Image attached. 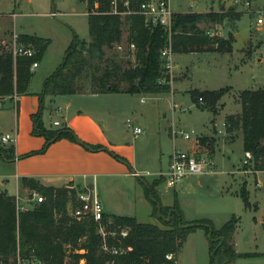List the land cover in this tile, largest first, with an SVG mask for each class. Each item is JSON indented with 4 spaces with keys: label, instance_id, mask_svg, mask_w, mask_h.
Returning a JSON list of instances; mask_svg holds the SVG:
<instances>
[{
    "label": "trees",
    "instance_id": "obj_1",
    "mask_svg": "<svg viewBox=\"0 0 264 264\" xmlns=\"http://www.w3.org/2000/svg\"><path fill=\"white\" fill-rule=\"evenodd\" d=\"M88 34L89 40H79L74 32L73 39L65 50L60 64L47 76L42 83L39 106L31 114L32 131L35 136H43L44 146L39 151L44 152L53 142L61 138H69L84 147L93 148L82 142L65 124L56 127H46L42 120L45 97L58 94L76 93H142L160 94L169 92L170 74L164 66L161 50L169 48L172 54L217 51L229 53L233 50L230 37L224 38L210 35L200 27L201 23H221L225 18L238 20L241 13L229 7L226 12L218 11H187L174 12L171 29L160 26H147L141 15L132 14L120 16L110 13L106 2H101L98 9L94 8L93 0H88ZM126 30V49L129 54V44L135 45L134 62L127 60L124 66L115 56L106 55L107 49L116 47L122 40ZM17 43L31 46L32 56L15 55L11 46H5L0 41V99L13 95L27 94L33 77L31 65L39 62L45 53L49 39L30 34H19ZM118 52V51H117ZM126 52V54H128ZM121 55V54H120ZM86 77L88 84L79 83L80 77ZM225 87L217 90L191 92L192 99H205L214 111V106L223 95ZM241 113L238 116L229 114L224 118L225 130L232 133L236 129L242 132L243 151H249L253 157V169L264 170V88L244 89L239 94ZM207 149L213 148L211 139L198 141ZM11 156L0 157L11 160L15 157V146L9 143ZM34 151L25 154L30 155ZM160 180L146 183L145 195L152 204V214L157 216L158 204L162 217L158 219L164 225L138 222L135 217L109 215L103 216L102 223L107 232L106 239L110 243L127 247L122 255H111L101 250L102 236L98 232V223L90 215L77 217L74 208L77 205L76 191L68 186H45L32 177H22L21 184L43 195L44 200L26 210L17 209L15 196L6 191H0V256H9L19 249L26 255L35 253L48 264H77L81 258L86 264H106L112 259L115 264H176L166 258L168 253L175 257L180 252L189 232L201 227L216 241H209L211 251L220 242L215 254L218 264H233L241 254L236 253L233 244V234L238 221L232 216L219 228L210 219L202 218L196 221H184L181 211L175 202L173 207L163 206L155 186ZM245 205L247 198L242 193ZM170 221H166L170 209ZM180 217V218H179ZM182 224L199 223L198 225L180 228ZM121 228L128 229V234L122 237ZM115 232V235H112ZM83 251V252H81ZM251 255L253 253H242ZM264 254V253H259ZM210 264L214 259L210 257Z\"/></svg>",
    "mask_w": 264,
    "mask_h": 264
},
{
    "label": "rangeland",
    "instance_id": "obj_2",
    "mask_svg": "<svg viewBox=\"0 0 264 264\" xmlns=\"http://www.w3.org/2000/svg\"><path fill=\"white\" fill-rule=\"evenodd\" d=\"M87 3V0H0V39L9 40L13 32L38 35L49 39L43 58L39 62L40 67L34 74L38 82L40 73L60 64L66 48L73 39L74 32L78 35L79 40L86 42L89 40ZM170 6L175 12H226L229 7H233L235 11L241 13L237 21L225 18L221 23L200 24L204 30H209V33L215 32L214 35L219 37H232L233 51L231 53L200 52L175 55L172 58L173 72L170 70L169 73L172 90L156 95L126 93L128 96L125 97H128L131 103L128 108L119 113L116 112L114 105L117 101L116 97L120 96L115 93L101 94L97 98H93L88 93L78 94L73 96L72 110L85 109L87 112L100 114L106 119L112 118L121 134L129 133L125 124L127 117L133 120L137 116L138 120L143 121L138 116L142 112L149 121L152 118L151 125L156 126V130H151L148 136L149 140L146 144L148 154L143 150L142 145L136 146L138 163H142L136 167L138 169L146 165L156 167L155 155L157 152L160 153L161 148L155 141L153 132L158 129L163 132L169 123L188 132L194 131L191 133V138L187 140L193 142V147L190 149L205 152L211 156L212 149H207L198 141L203 138L215 141L219 137V146L212 156L214 164L212 171L196 177L192 176L190 180L199 181V184L194 183L195 187L184 188L183 191L176 190L175 192L179 195L177 199L181 200L182 207L188 215H194L189 219L209 218L214 221V226H217V224H224V221L229 220L232 216L236 217L238 223L235 229L237 241L235 251L241 255L234 260L233 264H264V254H259L264 253V170L256 172L253 169V163L244 164V151L242 138L239 137V129L228 136L225 135L223 124V117L227 114L240 115L239 94L242 90L264 88V26L260 28L255 25L256 16L246 10L242 4L234 5V0H170ZM125 42L126 30H124L119 43L122 44L123 51L117 52L116 47L106 50V55L115 56L124 66L127 64V60L133 61V55L129 54ZM186 67L191 70L190 78L172 79L174 73L177 74L185 70ZM78 81L81 84H88L89 80L82 76ZM191 86L208 89L225 87L223 95L214 106L215 112L210 111L211 106L204 102L205 99L202 102L199 98L192 99L191 92L193 90L189 91ZM15 96L7 97V99H14ZM141 97L145 99V102H140ZM60 104L61 107L64 106L58 100L51 105L58 107ZM1 105L2 102H0V108ZM209 115L215 116V119H211L216 124L213 136L205 135L206 131L212 127V122L208 119ZM57 118L59 117L55 112L48 116V110L44 111L43 121L46 124L56 127L53 121ZM10 125L9 115L7 116L0 110V134L10 133L13 136L14 133L7 132ZM140 127L143 129L142 126ZM214 134H217V137ZM178 136L180 139L181 135ZM224 141L228 142L224 143ZM14 144L16 143L14 142ZM39 150L22 157L26 161L27 167H35L45 159L38 155L46 150L44 152ZM0 153L3 156H11L9 143L0 142ZM145 153L148 157H145ZM166 154V150H164L162 155ZM159 156L161 157V154ZM114 159L117 160L116 157ZM167 159L166 156L165 159L163 158L165 170ZM152 170L150 167L149 171ZM16 172V164L0 159V191L5 190L9 195L15 196L20 204L32 207L34 205L33 193L29 188L22 186L21 178L16 177ZM153 177L155 176L152 174L147 175L141 178V182L145 184L146 179L148 183H151L149 181ZM108 184L110 183H106L103 179L99 181L100 198L118 208V203L122 202L119 189L122 190L124 184L132 189V184L120 177H115L114 188L107 186ZM158 185H160L158 189L166 191L165 198L169 197L168 200H171L174 197L173 188L166 187L162 181ZM177 185L174 189L177 188ZM66 186L73 188L76 191V196L78 192L92 189L90 182L82 179H74ZM241 192L245 194L248 205H245ZM148 202L152 206L149 200ZM118 209L121 212H127ZM149 217L160 227H164L158 219V214L157 216L151 214ZM195 230L202 232L203 228L198 227ZM181 251H183L185 264H205V253L202 251L200 238L195 234L187 237ZM242 253L253 254L244 255Z\"/></svg>",
    "mask_w": 264,
    "mask_h": 264
},
{
    "label": "crops",
    "instance_id": "obj_3",
    "mask_svg": "<svg viewBox=\"0 0 264 264\" xmlns=\"http://www.w3.org/2000/svg\"><path fill=\"white\" fill-rule=\"evenodd\" d=\"M19 34H24V33L13 32V34L11 35L12 37L9 40L0 39V41L5 46H11V48H13V46L15 45H20V43H17V36ZM209 34L212 36L215 34V32ZM204 52L217 53V51H204ZM189 53H200V52H189ZM218 53H222V52H218ZM177 54H181V53L172 54V58L175 57V55ZM39 62L37 66L32 69L33 77L30 82L29 91L27 94L16 95L14 99L12 98L7 99V97L0 99V102H2L1 105L2 107L0 108V110L5 112L7 116L9 115L11 119V125L8 127L7 132L14 133L15 143H16L14 144L15 146L14 159L4 160L1 157L0 159L8 163L16 164V169H17L16 177L18 178L32 177L45 186H56V187L66 186L70 181L74 179H78V180L82 179L88 181L90 182V186H92V190H94L99 200L101 201L105 214L130 216V217H135L138 222L157 224L149 217L152 214V206L148 202L147 200L148 198L145 195L144 186L146 184L141 182V178H144L145 176L152 174L155 177H153V179L150 180L149 182L158 180L157 174L165 170L163 168V158L165 159V156L166 158H168L166 163V169H167L171 153L175 149H190L191 147H193V142L184 140L181 137L179 139L178 135L176 136L173 135L172 127L175 125L174 124L170 125L169 123L167 125V128H165L163 132H161L159 129L153 132V134H155V141L161 148V150H159L160 153L157 152L155 155L156 167L146 165L143 168L138 169L136 167H138V165L142 163H138L136 146L138 144L142 145L143 150L148 154V147L146 145L149 140L148 136L151 130L152 131L153 129L156 130V126L153 127V125H151L153 121L152 118L151 121H149L148 118L144 116L142 112L138 116H140V118L143 121L138 120L137 116H135L133 120L127 117L125 124L128 128L129 133L121 134L120 131L117 130L115 122L112 118L106 119L100 114L99 115L93 114L91 112L85 111V109L72 110L73 96H76L78 94L85 95L87 93L58 94L54 96L45 97L44 111L48 110V116L50 115V113L55 112L59 117L57 118V120L61 124H65L70 130L73 131V133H75V135L82 142L90 146H93V148L84 147L83 145L74 142L69 138H61L53 142L46 149L44 153L38 155L45 158L43 159V161H41L35 167H27V165H25L26 161L23 160L22 157H24V155L27 153H30L37 149H42L45 143V139L43 136H35L31 134L32 131L31 114L35 113L39 106V98L37 94L41 90L43 80L47 76H49L59 65L56 64L55 68H50L49 70H45L44 73H40L37 82V79H35L34 74L35 71L40 67ZM173 66L174 64H172V70H173ZM190 71H191L190 68L186 67L185 70L180 71L177 74L174 73V77L172 79L174 80L176 78H185V77L190 78L189 76ZM170 86H171V82H170ZM194 89L217 90V89H208V88L191 86L189 88V91ZM171 90H172V86H171ZM101 94H106V93H97V94L88 93V95L92 96L93 98H97ZM115 94L120 96V97H116L117 101L115 102L114 105L116 112L119 113L120 111L128 108L131 101H129L128 97H125L128 96L126 93H115ZM57 100L62 102L64 106L61 107L60 104L58 105V107L57 106L54 107L53 105H51L54 101ZM140 102L142 103L145 102V99L141 97ZM44 111L42 114V120L44 117ZM134 111H135V107H134ZM108 113L111 112L108 111ZM131 113H133V111H131ZM213 118L215 119V116L212 115L208 116L209 120ZM224 118L225 117H223V122H224ZM128 121H130L131 125H128ZM211 122H212V127L210 128V130L206 131V133L204 132L205 135L207 136H213V130L214 127H216L214 121L211 120ZM43 123L48 128L52 127L51 125L46 124L44 121ZM132 125L142 126L143 129L141 133H139L138 135H134L132 131ZM224 129H225V125H224ZM232 133H227L225 130V135L231 136ZM214 135L217 137V134ZM239 137L242 138V132L240 129H239ZM226 142L228 141H224V143ZM213 143L214 144L212 148V156L215 154L214 152L215 149L219 146V137H217L216 140L213 141ZM162 149L163 151L166 150L167 154L165 156L162 155L163 153ZM146 153H145V157H148ZM160 154L161 157L159 156ZM115 157L117 158V160L114 159ZM148 167L149 168L151 167L153 170L149 171ZM134 173L138 174V176L135 175ZM192 176L196 177L197 175H191L189 177H186L183 180H181L179 183H177L178 185L176 184L177 188L174 189L176 186L173 188L174 197L171 200H168L169 197L165 198L166 191L160 188L158 189L160 185L155 186L161 204L166 207H173L175 205V202H177V205L181 211L183 219L186 221H194L203 218L202 217L196 219H189L190 216L194 217V215H188L186 213V210L182 207L181 200L177 199L179 198V195L177 194V192H175L176 190L183 191L184 188L195 187V184H199V181L193 182V180H190ZM115 177H120V179L129 181L132 184L131 185L132 189L128 188L126 184H124L125 186L123 187L121 186L122 190L119 189V192L121 193V194L119 193L120 198L122 199V202L125 201V203H122L120 201L118 203V208L123 209L122 211H127V212L119 211V209L116 206L111 205L106 200L103 201L100 198L99 181L103 179L106 183H110L107 186L114 188L113 181L115 180ZM147 182L148 181L145 179V183ZM123 190H125L126 192ZM210 220L215 225L214 221L212 219ZM221 225L217 224V226L215 227L219 228ZM192 234H195L196 236H198V238H200V243L202 244V251H204V253L206 254V256L204 254L205 264H210L209 241L207 239V235L205 234L204 229L202 230V232H198L197 230L189 232L185 240H187V237L189 238V236H191ZM236 243L237 241L235 239V231H234L233 234L234 249ZM182 254L183 251L180 250V252L176 256V262H177L176 264H185V258L183 257Z\"/></svg>",
    "mask_w": 264,
    "mask_h": 264
},
{
    "label": "built area",
    "instance_id": "obj_4",
    "mask_svg": "<svg viewBox=\"0 0 264 264\" xmlns=\"http://www.w3.org/2000/svg\"><path fill=\"white\" fill-rule=\"evenodd\" d=\"M88 1V0H87ZM101 2H106L109 6L110 13L118 14L120 16L137 14L143 17L144 23L147 26H160L165 30L171 29L172 15L174 11L170 6V0H93L94 8L98 9ZM242 4L243 7L254 14L255 25L258 27L264 26V0L256 2L255 0H234V5ZM118 52L123 51L122 44L116 46ZM129 50L133 55L135 50V45L133 43L129 44ZM13 52L16 55H26L32 56L34 54L33 48L26 45H15L13 47ZM161 57L164 60V66L172 70V53L169 48H163L161 50ZM132 62L135 64L134 56ZM37 62H33L31 69L37 66ZM202 102V98H199ZM53 124L58 126L61 123L58 120H54ZM128 125H131L128 121ZM132 131L134 135L141 133L142 129L139 126L132 125ZM183 128L172 127L173 135H181L185 140L191 138V133ZM0 142L10 143L15 142V135L10 133H4L0 135ZM253 157L251 152H244V164L253 163ZM213 158L210 154L205 152H198L194 149H175L169 159L167 169L163 172L157 174V178L161 180L166 187L174 188L177 183L186 177L191 175H200L203 173L211 172L213 167ZM258 172V171H256ZM32 200L34 203H38L44 200L43 195L36 191H32ZM77 205L74 208V215L77 217H82L84 215H90L93 220L98 223V232L102 236L101 250L103 252L110 253L111 255L118 256L122 255L128 250H131L130 246L123 247L117 244L110 243L107 239V232L104 229V224L102 223L104 216V208L99 200L97 194L94 190H84L78 192L76 196ZM30 207L20 204L17 200V209L26 210ZM119 234L122 237L127 236L128 229L121 228ZM115 235V232H112ZM83 252V251H81ZM166 258L176 262V257L173 253H168ZM0 264H48L45 260L37 256L35 253L30 252L26 255L20 253L19 249H16L15 253L9 256H0ZM64 264H73L70 262H65ZM77 264H86L85 259L81 258ZM106 264H115V260L112 259Z\"/></svg>",
    "mask_w": 264,
    "mask_h": 264
},
{
    "label": "water",
    "instance_id": "obj_5",
    "mask_svg": "<svg viewBox=\"0 0 264 264\" xmlns=\"http://www.w3.org/2000/svg\"><path fill=\"white\" fill-rule=\"evenodd\" d=\"M135 175H137L138 176V174H136V173H134ZM146 184V183H145ZM172 212H176V209H170L169 210V212H168V215H167V217H164V219L166 220V221H170V219H171V216H172ZM157 214H158V216L159 217H162V215H161V213H160V205L158 204V210H157ZM180 218V217H179ZM199 223H188V224H182V222H179V226H180V228H186V227H189V226H193V225H198ZM208 240L209 241H216L217 239H213L212 238V236H211V230H210V232H209V234H208ZM219 240H220V242L218 243V245L211 251V257L214 259V264H218L219 263V261H218V259H217V257H216V254H215V252H216V250H217V248H218V246L221 244V242L223 241V237H219Z\"/></svg>",
    "mask_w": 264,
    "mask_h": 264
}]
</instances>
